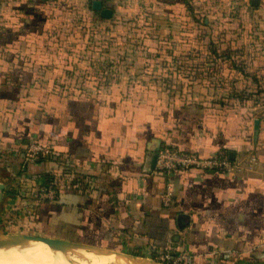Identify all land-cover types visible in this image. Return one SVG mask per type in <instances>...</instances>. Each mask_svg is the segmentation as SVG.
<instances>
[{
  "label": "crops",
  "instance_id": "0c3cea01",
  "mask_svg": "<svg viewBox=\"0 0 264 264\" xmlns=\"http://www.w3.org/2000/svg\"><path fill=\"white\" fill-rule=\"evenodd\" d=\"M253 1L103 0L112 10L103 19L93 0H0V228L86 255L55 239L147 259L264 264V1ZM135 27L146 33L141 48L121 54L116 33ZM181 59L218 61L219 81L184 74ZM93 89L123 95L69 94ZM206 91L245 97L220 105ZM34 142L54 154L26 162ZM165 146L204 158L232 151L245 168L151 170Z\"/></svg>",
  "mask_w": 264,
  "mask_h": 264
},
{
  "label": "built area",
  "instance_id": "2783aa9c",
  "mask_svg": "<svg viewBox=\"0 0 264 264\" xmlns=\"http://www.w3.org/2000/svg\"><path fill=\"white\" fill-rule=\"evenodd\" d=\"M264 1V0H262ZM53 150L44 143H31L26 156V162L36 163L43 158L51 157ZM244 166L230 160L229 153L222 150L216 156L204 158L196 153H186L172 148H162L158 153L156 170L160 173H171L174 171L187 172L192 170L209 171L216 173H234L244 170ZM55 195L42 193L39 200L51 199ZM166 206L172 205L171 193L164 199ZM159 264H195L194 257L186 252L163 253L152 259Z\"/></svg>",
  "mask_w": 264,
  "mask_h": 264
},
{
  "label": "bare ground",
  "instance_id": "6f19581e",
  "mask_svg": "<svg viewBox=\"0 0 264 264\" xmlns=\"http://www.w3.org/2000/svg\"><path fill=\"white\" fill-rule=\"evenodd\" d=\"M5 240L7 246L15 252L13 254L0 252V254L4 255L2 257L0 256V264H96L86 261L81 254L72 253L64 245L52 244L45 239L16 236L6 237ZM79 251L85 252L83 250ZM68 252L76 255V257L70 256ZM85 253L88 255L95 254V256L89 258L91 261H97V264H109V262L111 264H154L150 260L142 258L126 262H117L97 253Z\"/></svg>",
  "mask_w": 264,
  "mask_h": 264
},
{
  "label": "rangeland",
  "instance_id": "374dc122",
  "mask_svg": "<svg viewBox=\"0 0 264 264\" xmlns=\"http://www.w3.org/2000/svg\"><path fill=\"white\" fill-rule=\"evenodd\" d=\"M116 34H120V35H118L119 36L118 38L121 39V41L124 39V41H122L121 44L115 46V48L117 49V51L120 52L121 54H123L124 51H126L127 49L137 48L139 50L141 48V43H139V39L141 38V36H143V35L145 36L146 35L145 30L144 29H139V27H135L134 30L129 31V32H125V30H124V31H122L120 33H116ZM127 34H129V35H127ZM149 35L152 36V35H154V33L149 32ZM127 36H132L131 37L132 38L131 40L132 41H135L136 40V41L132 45H129L128 46V44H127L128 37ZM132 59H133V61H131V63H134L135 62L134 61L135 57L133 56ZM116 63H117V65H116L117 67H122L123 66L122 62L121 63L116 62ZM188 63L189 62H187V60L181 59V61H178V63H176V65L179 68V70L182 71L184 74H186L187 72L191 73V69L192 68H194V70H195L196 73H200V71H203L204 70L206 75L204 77H198V78H196V76H195L196 79H201V80H203V79H206V80L214 79V80L219 81V76L218 75H215V76H212V77L209 78L208 75H211V74H209V71L206 70V69H209V68L210 69L216 68V70H217L218 63H219L218 61L215 62V63L208 62V61H196L194 63V66L193 67L190 64H188ZM212 71L213 70H211L210 72H212ZM125 76L126 75H122V76H118V77L116 76L114 78H116V79H118V78L123 79ZM83 78L85 79V77H83ZM92 78L95 79V77H92ZM148 78L150 80H154V79L157 80L159 78V76L150 75V76H148ZM163 78L165 80V79H167V76L166 77H163ZM98 80H100V78H98L96 80H93L91 82L100 83ZM87 81H89V79ZM161 81H163V79ZM91 82H89V83H91ZM169 83H170V81L168 82V84ZM178 83H180V81H178ZM111 90L108 91V90L105 89V91H102V90L93 89L91 92H69V94H71V93L72 94H83V95H86V96H94V97H102L103 95H108V96H111L112 98L114 96H122L123 95L122 92H120V91H114V90L111 91ZM224 94L225 95H228V93H224L223 91H221V92H219V91H217V92L216 91L207 92L206 91L205 93H202L201 92L199 94V96H201L204 99H208L210 101H215L217 99L219 100ZM183 98H187V97H183ZM0 234H10V235H7V237H16V236H19L20 237L21 236V237L41 238V239H44V237H45V236H43V237H37V236H42V235H38V233H30V232L24 231L22 229H18V230H5L2 227L0 228ZM52 249L55 250L53 247H52ZM121 252H123V251H121ZM68 254L70 256H73V257H76V255H74V254L80 255V253H74V254H72L71 252H68ZM81 255L86 259V261L97 264V261H91L90 260L91 257L95 256V254H91V255L81 254ZM0 256L2 257L4 255L0 254ZM77 258L82 259L80 257H77ZM82 260L85 261L84 259H82ZM109 264H111V262H109Z\"/></svg>",
  "mask_w": 264,
  "mask_h": 264
},
{
  "label": "water",
  "instance_id": "95a60500",
  "mask_svg": "<svg viewBox=\"0 0 264 264\" xmlns=\"http://www.w3.org/2000/svg\"><path fill=\"white\" fill-rule=\"evenodd\" d=\"M102 1L103 0H93L92 8L94 11L100 12V16L103 19H111L112 18V10L104 8ZM258 3H259L258 0L253 1V4L255 6H257ZM259 130H260V121L255 120L254 121V139L255 140H257ZM159 151L160 150H158V152L156 154H154V156L152 158L151 170H154L156 167ZM229 157H230L231 161H233V162L236 161V153L235 152H232V151L229 152ZM7 235H10V234H0V252H9V253L13 254L15 251H13L11 248H9L7 246V243L5 240ZM37 237H43V236H37ZM47 238H49V237H47ZM53 239H55V238H53ZM55 240H61V241L69 242V243L74 245L75 250H83V251H86L88 253L89 252L90 253H97V254L108 257V258H110L114 261H117V262H126V261H130V260H137L139 258L147 259L144 257H137V256L131 255L129 253H124V252L117 251V250H112V249H108V248H102V247H97V246H93V245H87V244L73 242L71 240H62V239H55ZM61 254H64V253H61ZM148 260H150L154 264H159V263H156L155 261H153L151 259H148Z\"/></svg>",
  "mask_w": 264,
  "mask_h": 264
},
{
  "label": "trees",
  "instance_id": "16d2710c",
  "mask_svg": "<svg viewBox=\"0 0 264 264\" xmlns=\"http://www.w3.org/2000/svg\"><path fill=\"white\" fill-rule=\"evenodd\" d=\"M212 52H213L214 55H216L218 53L217 50H212ZM229 55H231V54H229ZM215 69L216 68H214V70L212 72H210L212 69L209 70V74H211V75H209L208 77H212V76L218 75V71L217 70L215 71ZM200 72H205V71H200ZM198 74L199 73H196V78L198 77ZM183 78H185V77H183ZM244 97L245 96H243V94L241 92L236 93L235 91H231L230 93H228V96H226L224 94L219 100L217 99V100H215L213 102H216V103L219 102V104L221 105V104H224L225 103L224 102L225 100H230V99H234V98L242 100V99H244ZM45 145L49 146L53 150V152H54V149L50 145H48V144H45ZM165 147H163V148H165ZM168 148L175 149L173 147H168ZM175 150H177V149H175ZM224 151H226L227 153H229V151H227V150H224ZM41 161H42V159L38 160L36 163H39ZM43 178L44 179H42V180L44 181L43 183H45L44 185L45 186H48V187L52 186L53 183H54V181H55V177L52 176V175H49V174L45 175Z\"/></svg>",
  "mask_w": 264,
  "mask_h": 264
}]
</instances>
